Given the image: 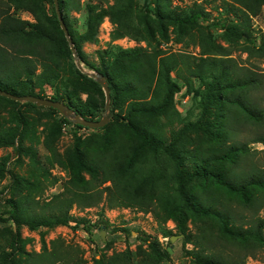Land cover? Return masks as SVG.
<instances>
[{
  "label": "trees",
  "instance_id": "obj_1",
  "mask_svg": "<svg viewBox=\"0 0 264 264\" xmlns=\"http://www.w3.org/2000/svg\"><path fill=\"white\" fill-rule=\"evenodd\" d=\"M43 1L51 5V15ZM155 1L158 8H146L149 14L164 23L159 31L166 39L169 37L168 25L176 28L177 35L184 27L193 25L192 37L200 49L191 73L181 80L173 76L172 71L180 59L174 52L158 46L150 50L139 46L117 47L101 52L102 58L111 57L115 63L120 62V66L102 72L110 89L109 120L97 130H104L106 141L89 150L86 163H81L95 178L86 179L81 173L72 172L64 182L63 190L49 200L36 199L35 195H27L19 202L7 199L9 219L16 227L10 246L13 253L21 257L8 254L4 249L0 251L11 257L14 264H82L73 251L78 248L71 244L63 248V239L52 242L49 248L44 244L37 252H28L23 245L17 248L15 242L24 243L19 228L24 225L35 230L67 225L73 218L69 214L73 205L96 207L100 203L108 209L132 207L151 211L161 222L172 218L177 232L167 230L166 236L184 235V246L192 244L191 249L185 248V253L193 264H245L246 257L264 252V218L257 216L264 206V165L249 162V168L241 170L239 165L249 157L250 150L248 142L237 139L240 122L264 126V109L253 106L243 94L241 97L232 94L233 89L258 85L260 79L253 70L238 74L229 63L227 56L230 53L216 45L203 29L201 23L210 16L203 0H190L191 4L185 7L180 3L172 5L168 0L169 5L163 12L158 0ZM222 3V7H212L221 15L212 25L230 30L245 24L238 33L251 36L250 17L259 14L264 0H223ZM58 4L80 60L83 55L79 39L74 36L69 22L71 10L83 11L89 21L94 15L99 20L109 15L116 24L112 32L114 39L128 33L139 37L125 13L130 0H97V4L58 0ZM20 11L30 13L34 20L20 17ZM222 14L242 20L225 26ZM179 40L176 38L175 42ZM71 54L53 0H42L40 4L34 0H0V89L14 95L59 100L80 116L93 119L91 116L97 114L99 107L83 102L63 77L62 71L72 59ZM78 70H74L77 76L99 86ZM226 73L232 75L231 80L222 83ZM183 87L191 95L192 105L198 109L195 119L190 118L191 113L181 116L174 106L175 93ZM224 89L227 98L223 97ZM0 100L20 104L2 95ZM125 101H128L125 114L118 117V128L114 126L113 115ZM23 104L29 108L45 107L29 101ZM46 108L59 114L62 122L73 125L75 132L87 128L72 123L55 108ZM220 109L222 113H219ZM101 110H104V104ZM191 130L201 131L206 143L182 147L184 136ZM11 138V134L0 131V144H10ZM250 142L261 143L264 151V129ZM56 161L62 164L58 159ZM1 171L2 168L0 175ZM237 206L249 214L236 212ZM191 215L200 217L203 222L193 224V230L188 227ZM103 220V211H100L95 225H103L109 230L110 224ZM111 230L115 232L119 228L112 226ZM145 241L149 251L141 254L137 261L126 250L106 258L102 254L93 257V264H159L163 257L169 256L167 248L159 250L155 243Z\"/></svg>",
  "mask_w": 264,
  "mask_h": 264
},
{
  "label": "rangeland",
  "instance_id": "obj_2",
  "mask_svg": "<svg viewBox=\"0 0 264 264\" xmlns=\"http://www.w3.org/2000/svg\"><path fill=\"white\" fill-rule=\"evenodd\" d=\"M34 1L40 4L42 0ZM80 1L84 4L88 1L97 4V0ZM222 2L223 0H203L206 10L210 11V16L207 21L201 24L203 29L208 31L211 40L230 53L227 56L230 57L229 63L237 69L238 74L243 75L248 73V70H253L260 79L258 85L245 89H233L232 94L234 96L240 95V97L243 94L245 97H242L246 101L256 108L264 109V5L257 16L250 17L249 32L251 36H241L238 32L244 29L245 24H240L236 29L231 27L230 30H226V28L219 25H212V23L217 22L215 19L221 16L212 7L214 5L222 7ZM178 3L183 7L191 4L190 0H183L182 3L171 0L172 5ZM43 4L48 14L51 15L53 10L51 5L47 1H43ZM158 4L159 9L163 12L168 7L169 2L168 0H158ZM147 6L158 8L155 0H130V5L125 11L129 23L131 26H135V30L138 32V38L132 37V34L129 33L122 38H112V32L115 30L116 24L109 15H104L101 20L94 15L93 19L89 21L87 14L83 11L71 10L68 13L74 36L79 39V46L83 55L81 62L86 71L102 73L106 68L113 71L120 66V62L115 63L111 57L102 58L100 54L104 50L134 46L150 50L153 46H158L164 50L174 52L179 57L180 62L172 71L173 76L181 80L183 76L191 73L200 49L192 37V34H194L193 25L189 24L184 27L180 35H177L176 28L168 25L169 37L166 39L159 31L160 26L164 23L159 22L155 15L149 14ZM19 15L30 21L34 20L33 16L26 11H20ZM222 17H225L221 19L225 26H229L232 22L236 23L239 19L233 20V17L226 14H222ZM176 38L180 40L175 42ZM71 56L72 59L69 60L62 71L63 77H65L72 91H75L83 102L87 101L90 105L99 107L97 114L91 117L100 119L103 112L101 106L105 104V94L102 86L98 82L99 86H96L77 76L74 70H78V68L73 54ZM86 76L89 77L87 74ZM231 77L232 75L226 73L221 82H230ZM226 94L228 93L224 89V98H227ZM127 99H129V95L126 97ZM127 102L121 103L115 109L113 123L118 128L120 126H118L117 119L125 114ZM19 103L12 104L0 100V131L12 135L10 144H0V168H2L0 175V215L2 217L0 222V249H4L6 253L15 257H21V255L13 253L10 246V239L12 233L16 232V227L9 219L7 199L10 198L19 202L27 195H35L36 199L49 200L53 195L63 190L64 182L72 172H79L86 179L95 178L81 166V163H86L89 150L101 146L106 141L104 140V130L82 128L75 132L73 125L62 122L59 114L51 112L46 107L29 108L22 101H19ZM174 106L179 110L181 116L190 113L191 119H195L197 116L198 109L192 105L191 95L184 87L175 93ZM219 113H222L221 109ZM145 121L151 122L152 119H145ZM242 124L240 122L237 125L239 131L237 139L242 143L248 142L250 153L249 157L240 163L241 170H247L249 162L264 165L262 144L250 142L264 129L263 124ZM205 143V136L201 131L191 130L184 136L181 146L192 148L197 144ZM57 159L62 164H58ZM241 209V206H237L235 211L241 212L243 211ZM100 211H103V216H110L112 220L110 229L105 234V241H100V237L97 239L95 235L93 238L96 239L97 245L94 250H87L86 240L79 236H77V239H73L72 242L68 241L72 234L76 236V232L70 230V222H74L76 219L80 222L81 216H83L85 222H90ZM243 212L249 214V212ZM69 214L73 218L67 225L39 227L35 230H30L24 225L21 226L19 228L20 237L24 240V243L17 241L15 246L18 248L23 245L26 251L37 252L42 250L44 244L49 248L52 242L63 239L65 242L62 243L63 248H66V244L78 248L71 250L76 253V257L81 258L82 264H93V257L98 258L102 254L101 256L106 258L115 252L126 250H129L132 253L133 260L137 261L141 254L149 251L145 241V239H148L155 243L159 250L172 248L169 256L163 257L159 264H193L185 253V248L191 249L192 244L187 243L184 246V235L178 234L173 242L170 241V237L166 236L165 232L167 230L177 232L176 223L172 218L161 222L156 219L151 211L145 212L132 207L108 209L103 203L96 207L73 205ZM257 216L264 218V206L258 211ZM103 221L105 222V219ZM198 223H203L201 218L191 215L188 220V227L193 230V224L197 225ZM112 226L119 228V230L113 232L111 230ZM120 228H125L127 231ZM107 241L109 242L105 245ZM75 243L82 245V247L75 245ZM0 256L2 258L0 264H14L12 258L1 251ZM245 264H264V252L258 251L255 257H246Z\"/></svg>",
  "mask_w": 264,
  "mask_h": 264
},
{
  "label": "water",
  "instance_id": "obj_3",
  "mask_svg": "<svg viewBox=\"0 0 264 264\" xmlns=\"http://www.w3.org/2000/svg\"><path fill=\"white\" fill-rule=\"evenodd\" d=\"M53 1H54L55 11H56V15H57L60 27H61L62 31L64 32L66 40H67L69 47L72 51V54L74 56L75 64H76L77 68L82 73L87 74L90 78L94 79L96 82H98L102 86V89H103L104 94H105V104H104V110L102 112V117L100 119H87L83 116H80L77 112H75L66 103L59 101V100H53L50 98H43V97L31 96V95H21V96L20 95H14V94L7 92L5 90H2V89H0V95L12 98V99L17 100V101H22V102L29 101V102L36 104L37 106H45V107L55 108L56 110H58L60 112V114H62L66 118H69L72 121V123L80 124V125L87 127V128L103 127L109 120L108 108H109V102H110V89H109L107 78L105 77V75H103L100 72H88L84 69L83 64H82V62H81V60H80V58L76 52V49L74 47L73 41L70 37L68 28L65 25L63 18L61 16L59 6H58V0H53ZM105 234H106V230L104 228H102L100 230V237H101L102 241L106 240ZM177 237H178V235H171L170 241L173 242ZM167 250L169 253L172 252L171 247H168Z\"/></svg>",
  "mask_w": 264,
  "mask_h": 264
},
{
  "label": "built area",
  "instance_id": "obj_4",
  "mask_svg": "<svg viewBox=\"0 0 264 264\" xmlns=\"http://www.w3.org/2000/svg\"><path fill=\"white\" fill-rule=\"evenodd\" d=\"M98 218V214L94 216L93 220H90V222H85L83 220V216L80 218V222L76 221L70 222L71 225V231L76 232V236L72 234V236L68 239V241H71L73 239H77V236L84 238L86 240V249L94 250L96 248L97 242L96 239L93 238L96 235V238L98 239L100 237V230L104 228L103 225H95V221ZM104 219L111 225L112 220L110 216L105 215ZM105 229V228H104ZM118 231V230H117ZM116 232V231H115ZM107 233V230H106ZM76 241V240H75ZM101 241V237H100ZM75 245H79L82 247V245L75 243ZM84 249V248H83Z\"/></svg>",
  "mask_w": 264,
  "mask_h": 264
}]
</instances>
